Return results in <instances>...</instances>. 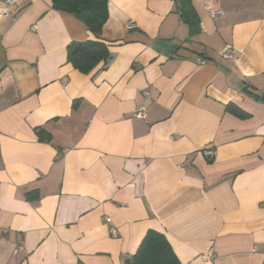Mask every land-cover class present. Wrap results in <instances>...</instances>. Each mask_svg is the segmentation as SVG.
Returning a JSON list of instances; mask_svg holds the SVG:
<instances>
[{
    "label": "crops",
    "instance_id": "crops-1",
    "mask_svg": "<svg viewBox=\"0 0 264 264\" xmlns=\"http://www.w3.org/2000/svg\"><path fill=\"white\" fill-rule=\"evenodd\" d=\"M205 4L193 34L180 0H109L82 74L81 20L0 0V264H127L150 230L181 264H264V0Z\"/></svg>",
    "mask_w": 264,
    "mask_h": 264
},
{
    "label": "trees",
    "instance_id": "trees-1",
    "mask_svg": "<svg viewBox=\"0 0 264 264\" xmlns=\"http://www.w3.org/2000/svg\"><path fill=\"white\" fill-rule=\"evenodd\" d=\"M181 12L191 26L193 34L199 32V23L195 19L192 0H180ZM53 9L73 14L81 20L95 38L85 42H74L68 47V61L82 74L91 73L101 63L111 59L107 42L101 38L103 27L109 20V0H52ZM252 94V93H251ZM264 101V94L254 95ZM228 109L239 116H246L233 105ZM40 140L49 142L51 136L43 130L38 131ZM127 264H181L164 234L150 230L142 240L136 254Z\"/></svg>",
    "mask_w": 264,
    "mask_h": 264
},
{
    "label": "built area",
    "instance_id": "built-area-1",
    "mask_svg": "<svg viewBox=\"0 0 264 264\" xmlns=\"http://www.w3.org/2000/svg\"><path fill=\"white\" fill-rule=\"evenodd\" d=\"M21 0H5V10H4V15H7L9 12H10V10L13 8V6H15L16 4H18L19 2H20ZM205 2H206V9L209 11V15H210V17L212 18V19H217V18H219V17H221V16H223L225 13L223 12V11H213L212 9H211V7H210V4H209V0H205ZM36 27L34 26V29H35ZM127 28L129 29V30H131V29H134L135 28V25L133 24V23H129L128 25H127ZM219 55L221 56V57H223L224 59H227V60H232V59H234V57L237 55V52L234 50V49H232L231 47H227V48H225L223 51H221L220 53H219ZM197 62H198V64L199 65H201V66H204V65H206L207 64V61L206 60H204L203 58H198L197 59ZM142 95L145 97V98H148L149 97V95H150V93L148 92V91H144L143 93H142ZM147 107L146 106H140L136 111H135V116L137 117V118H140V119H145L146 118V114H147ZM203 155L207 158V159H209V160H211V159H213L214 157H215V153H214V151L213 150H211V149H206L205 151H203ZM185 166V164H182V165H180V167H184ZM105 222L107 223V224H109V225H111L112 224V221H111V219H106L105 220ZM110 230H111V234L113 235V236H117V231H116V229L111 225V227H110ZM19 249L20 250H23V247L21 246V247H19ZM203 259L205 260V261H210V260H212L213 259V256L212 255H206L205 257H203Z\"/></svg>",
    "mask_w": 264,
    "mask_h": 264
}]
</instances>
